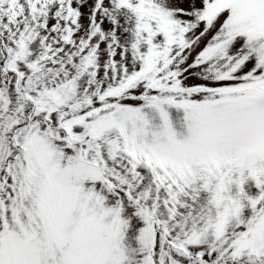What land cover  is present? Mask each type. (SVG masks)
Masks as SVG:
<instances>
[{
	"label": "snow or ice",
	"instance_id": "1",
	"mask_svg": "<svg viewBox=\"0 0 264 264\" xmlns=\"http://www.w3.org/2000/svg\"><path fill=\"white\" fill-rule=\"evenodd\" d=\"M0 264H264V0H0Z\"/></svg>",
	"mask_w": 264,
	"mask_h": 264
}]
</instances>
